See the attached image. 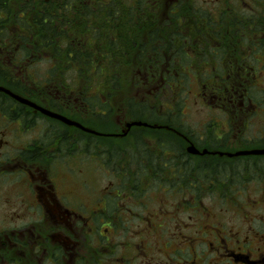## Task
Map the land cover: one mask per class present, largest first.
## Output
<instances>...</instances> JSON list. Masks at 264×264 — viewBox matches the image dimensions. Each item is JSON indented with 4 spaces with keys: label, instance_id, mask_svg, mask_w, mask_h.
<instances>
[{
    "label": "flooded vegetation",
    "instance_id": "1",
    "mask_svg": "<svg viewBox=\"0 0 264 264\" xmlns=\"http://www.w3.org/2000/svg\"><path fill=\"white\" fill-rule=\"evenodd\" d=\"M19 1L18 18L36 20L41 15L54 34L69 37L102 31L111 38L130 37L134 39L130 50L145 51V60H154L162 70L228 67L214 61L222 50L239 55L231 66L264 70V0H39L40 5L26 12ZM220 8L222 14L217 13ZM220 27L225 44L209 45ZM156 32L163 41L150 45L151 34ZM110 51L116 50L112 47ZM2 54L0 61L10 60L2 65L8 64L4 69L13 76L6 83L15 84L17 96L26 102L0 92V264H264V209H260L264 197L261 206L253 200L251 206L234 209L232 217L224 208L199 207L196 185L203 180L209 186V174L194 173L197 162H191L190 154L195 147V155L213 158L200 163L213 167L243 160L221 158L227 154L225 149H241L236 155L264 150V93L255 103L240 93L239 85L229 94L211 93L207 78L195 102L201 107L209 103L224 120L214 126L219 135L212 132V125L195 134L180 124V131L193 138L186 139L183 153L160 137L154 154L148 156V126H138L142 131L129 137L135 142L131 143L135 153L123 148L126 153L120 149L114 156L111 147L108 152L102 147L104 137L111 135L99 133L94 144L96 160L112 180L109 187L92 194L95 205L89 206L80 196L81 189L71 188V174L83 164L75 151L82 156L84 143L45 141L41 135L53 126L39 124L41 117L51 119L40 109L66 118L67 113L85 116L84 98L61 92L54 80L39 84L42 80L31 78L34 63L10 52ZM259 80L264 81L263 74ZM108 102L111 110L102 109L94 116L100 123L116 110L117 97ZM127 109L130 114H122L130 121H143ZM70 120L83 127L68 126L78 129L80 137L88 133L84 118ZM173 123L178 127V120ZM37 130L40 137L23 140V133ZM137 139L142 142L138 148ZM168 151L177 153L173 154L176 174L161 170L162 165H170ZM182 154L189 158H181ZM78 159L81 164H75ZM219 177L212 179L217 182ZM152 183L158 184L156 190L151 191ZM153 193L158 198L155 207H151ZM167 194L181 197L172 209L163 201Z\"/></svg>",
    "mask_w": 264,
    "mask_h": 264
},
{
    "label": "rangeland",
    "instance_id": "2",
    "mask_svg": "<svg viewBox=\"0 0 264 264\" xmlns=\"http://www.w3.org/2000/svg\"><path fill=\"white\" fill-rule=\"evenodd\" d=\"M34 64L38 72L37 77L39 79H42L44 73L47 72L50 63L42 62L38 64V66L37 62H34ZM205 74L206 72L202 71L201 76L203 77ZM73 75L75 74H72L71 77L68 76V78H65L72 79L74 78ZM146 75L139 72L136 76L138 78L137 80H134V78L132 80L129 79V81H126L123 84L122 92L117 97L121 102H116V110L111 112L108 117H105V120H103L102 123L94 119V116L96 114L94 113V115H92V111H89L86 114L84 112L83 114L85 116L69 113H67L68 115L66 116H68L69 119L75 118V120L77 121L80 118H84L86 127L92 130L91 133L94 137H97L100 134L111 135L104 137L107 143L104 142L103 145L108 149L109 147H111L110 150L114 156L120 154L121 150L125 152L126 149L123 148H127L133 151L131 143L135 142H133L134 140L129 139V137L134 132L142 131L141 128L143 127L138 126H148L147 131L149 132V139L145 140L146 142H149V148L151 150L149 151L148 156L154 154L156 143L158 141V138L160 137H163L167 143L169 141H172L170 144L173 148L180 147L181 153L185 152L183 150L185 146L183 145H185L184 143H186L187 138L190 139L192 137H190L182 129L180 131V124L186 125V127H188V130L191 129L195 134L198 132H202L203 130H205V127H209L212 125V132L219 135V128L214 126L217 125L216 122L220 124L223 122V115L221 113L212 111L214 109L209 106V103H207L205 107H201V104L197 105L195 102L199 94L204 92V88L199 84L203 80L201 81L199 77L198 79H194V77L193 80L189 81V86H183L184 81H181L180 77H176V79H178V81L176 82L177 86L173 84V88L175 87L174 95L176 94L174 99L175 105H178V107L177 109L175 108L173 111H171L169 109L171 107L169 100L174 95L171 93L169 86L165 84V81L162 77L163 73L159 76V81L157 78H153V81L150 80L148 82L147 78L145 77ZM142 78L146 80V85H143L138 81L139 79H141L142 81ZM99 89L100 87L96 88L93 92L97 93ZM254 91L255 93H264V81H261V86H257V88H254ZM129 101H131V103H133L134 105L140 103L145 104L148 109L153 111V115H144L143 121H130V117H125V113L122 114V112L124 111L128 112L127 107L129 105ZM128 113L130 114V112ZM176 117H178V127L175 125V123H173ZM159 118L163 119L159 120ZM165 118H168L169 120H165ZM246 121L247 119L244 121V124L246 123ZM44 123H46L47 127L50 125L53 126L50 132L44 133L42 135L40 130H37L33 134L30 132H26L22 134L23 140L29 141L32 138H35L36 136L40 137L41 135V137L45 138V141H53L56 145H59V143L70 144L73 141L76 143L79 142L81 132L78 129L70 128L67 125L53 119L41 117L39 124ZM127 126L132 127L129 132ZM254 131L256 132V130ZM179 133L181 134V136L179 135ZM250 137H254V135H250ZM136 141V147H141L142 145H138L142 143L140 142V139H137ZM191 148H194L198 152L195 147ZM240 150L241 149H225L224 151L227 154L225 156H221V158L229 160L231 159L229 157H243L242 161L224 166L214 165L212 167L209 165L210 168L209 166H206L200 162H211L213 158L207 159V157H205L206 155L200 156L195 155L193 152L190 153L192 156L190 157L193 159L191 160V162H197V164H195L197 170H195L194 173L200 174L199 170H202L203 175L209 174V186L207 184V181L203 180L199 181L196 185L198 188L197 196L199 207L208 209L210 208L214 211H218L219 209L224 208L226 209L227 213H230V217H232L234 215V209H238L242 206H251L253 200H257L259 202V205H262L260 199L264 197V156H237L238 154L236 155V153H238ZM78 151H75V157H80L83 160V164L78 167L75 166L77 167L76 172H73L74 174H71V179L73 180L71 188H74L76 190L81 189V198H85L86 204L92 206L95 205V196H93L92 194L109 187L112 178L110 177L109 172H102L100 170V165L98 164L99 160H96V150L94 148H90L86 152L84 151V154L82 156ZM133 153H135V151H133ZM169 153H171L172 155L170 154L169 156H166V158L170 160L169 161L168 159H166V162H170V165L166 167L164 165L161 166V170H163L166 175L176 174V166L175 164H173V159H175V157L173 156V154L177 153L173 151ZM216 156L220 158V155ZM71 157L72 155L67 156L68 159ZM204 157L205 159H201ZM181 158L188 159L189 155L182 154ZM74 161L75 164H81L80 159ZM119 161H121V159ZM222 175L224 176L222 177ZM228 175L232 182H225L224 179H226ZM213 176H220L217 182L212 179ZM157 187V183H152L150 189L151 191L156 190ZM157 199L158 198L156 197L155 193H153V195L151 196V207L156 206ZM188 199L192 201L191 198ZM180 200L181 197H173L171 195L168 196V194L163 199L165 205L170 207L171 209L175 207L176 203L178 204V201ZM260 209H264V206Z\"/></svg>",
    "mask_w": 264,
    "mask_h": 264
},
{
    "label": "trees",
    "instance_id": "3",
    "mask_svg": "<svg viewBox=\"0 0 264 264\" xmlns=\"http://www.w3.org/2000/svg\"><path fill=\"white\" fill-rule=\"evenodd\" d=\"M35 1H37L36 4H34ZM41 2L39 0H20L19 4L24 5L22 8L26 12L31 6L40 5ZM17 4L18 0H0V58L4 57L3 51L10 52L11 55H18L20 60L26 63L37 62V66L42 62L50 63L42 79L37 77L36 67L32 66L31 78L42 80L39 84H49L52 82L51 80H54L55 88L61 90V92L67 94L75 92L76 98H84V102L88 106V112L92 111V115L94 113L98 114L102 109L111 110L108 101L110 99L115 100V97L121 94L123 84L126 81L133 78L137 80L136 76L139 72L144 75L147 74L145 77L148 82L153 81V78H157L159 81V76L163 73V80L169 86L173 95L175 88H173V84L177 86L176 82L178 81L176 77H180L181 81H184L183 86H189V81L193 80L194 77V79L199 77L201 81L204 80L199 83L203 88L206 85L205 80L209 79V92L211 93L229 94L234 87L236 88V85H239L240 93L245 94L253 103L259 102L262 93H255L254 88L261 86L259 79L262 74L264 75V70L251 69L240 64L239 66H231L234 65L232 61H239L238 54L229 53L225 50L217 54L214 61L218 64L224 62L228 67L219 65L215 68L203 70L187 67L162 70L155 66L156 62L154 60L149 58L147 61L145 60L148 55L145 51L135 53L136 51L132 52L130 50L134 40L130 37L111 38L103 36L102 31L91 35H88L90 34L88 33L85 36L65 37L61 34H54L50 30L52 28L49 22L41 19V15L36 20L27 17L18 18ZM118 13L120 14V12ZM217 13L222 14L221 8ZM13 15H16V18H13ZM153 29L154 27L151 26V30ZM151 35L150 45L156 46L163 41V38L159 36V32ZM224 44L225 41L220 27L216 35L210 40L209 45L223 46ZM112 47L116 51H110ZM149 57H153V55ZM183 57L186 58V55H183ZM16 61L14 60V62ZM163 61L166 62V59ZM4 62L9 64L10 60L0 61V82L5 85L4 87L18 94L15 84L6 83V78H12L13 76L4 69L8 67V64L2 65ZM202 71L206 72L203 77L201 76ZM72 74H75L73 75L74 78L67 79ZM138 81L143 85L146 84V80L143 78L142 81L141 79ZM98 87H100L99 91L97 93L93 92ZM21 88L19 86L18 90L20 91ZM175 95L169 100L171 111L175 109V106L178 107V105H175ZM6 101L10 102L11 98L7 97ZM117 101L121 102L118 98ZM129 105L128 107L134 118L143 119L144 115H153V111L148 109L145 104L134 105L129 101ZM109 115L110 113L107 117ZM175 119L178 120V117ZM79 142L84 143V151L86 152L90 148L95 149L94 144L97 142V138L93 134H85L80 137ZM102 147L107 152L109 151L106 146L102 145ZM199 171L201 174L202 170ZM229 181L232 182L230 178L226 180L227 183Z\"/></svg>",
    "mask_w": 264,
    "mask_h": 264
},
{
    "label": "water",
    "instance_id": "4",
    "mask_svg": "<svg viewBox=\"0 0 264 264\" xmlns=\"http://www.w3.org/2000/svg\"><path fill=\"white\" fill-rule=\"evenodd\" d=\"M0 90L3 91V89L0 87ZM7 92V91H6ZM8 94H10L9 92H7ZM12 95V94H11ZM15 99L17 100H20L21 102H26L25 100L17 97V96H14L12 95ZM36 106V105H34ZM46 116L50 117V118H53V119H56V120H59V121H62L64 122L65 124L67 125H70V126H74L76 125L75 123L71 122L70 120H68L67 118L63 117V116H60L58 114H55V113H52L50 111H46V110H43V109H40ZM190 152H193V153H197L196 150L194 148H191L190 149ZM250 155V154H253V155H262L264 154V150L262 151H252V152H245V153H240V155Z\"/></svg>",
    "mask_w": 264,
    "mask_h": 264
}]
</instances>
